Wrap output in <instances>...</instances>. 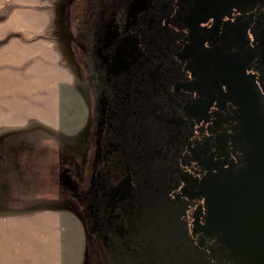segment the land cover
Wrapping results in <instances>:
<instances>
[{
    "label": "flooded vegetation",
    "instance_id": "1",
    "mask_svg": "<svg viewBox=\"0 0 264 264\" xmlns=\"http://www.w3.org/2000/svg\"><path fill=\"white\" fill-rule=\"evenodd\" d=\"M64 2L88 115L49 135L45 201L94 243L85 264H264V0Z\"/></svg>",
    "mask_w": 264,
    "mask_h": 264
},
{
    "label": "crops",
    "instance_id": "2",
    "mask_svg": "<svg viewBox=\"0 0 264 264\" xmlns=\"http://www.w3.org/2000/svg\"><path fill=\"white\" fill-rule=\"evenodd\" d=\"M64 4L0 0V208H13L0 211V264L80 262L78 224L69 212L44 205L14 209L35 206L24 201V191L34 184L28 178L34 160L41 159L36 164L48 171L42 152L55 141L49 135L70 136L83 124L66 126L61 112L62 94L73 93V75L58 36Z\"/></svg>",
    "mask_w": 264,
    "mask_h": 264
},
{
    "label": "rangeland",
    "instance_id": "3",
    "mask_svg": "<svg viewBox=\"0 0 264 264\" xmlns=\"http://www.w3.org/2000/svg\"><path fill=\"white\" fill-rule=\"evenodd\" d=\"M98 1H100V0H98ZM58 36H59V38H62V31L58 32ZM54 37H57V32L56 33L54 32ZM62 51H63V48H62ZM70 94L71 95H69V96L66 95L65 93H64V95L62 94L63 100H62L61 112L63 110L65 112V115H66V121L65 122H67L66 126L71 127L73 122H77V123L80 122L81 124L82 123L83 124L80 126L79 130L74 132L76 134H72L70 136L67 134V135H64V137H66V138H70V137L74 138L75 137L76 138L77 136H81V134H82L81 132H83V130L85 128L84 126H85V122L87 120L88 112H87V108H86L84 102H82L81 98H79V96L76 93L74 94V92L70 93ZM71 131L72 130H69L68 133ZM53 147H54V149L56 148V150H57V144L55 143V141H52V142L50 141V149H52ZM50 156L51 155L42 157L43 166H44V163H47L48 166L50 165V163L52 162V158ZM40 161H41V159H37V160L33 161V165H32L33 169L31 171L34 174L29 175L28 178H30L31 181H34V184L28 186L29 190L24 191L25 197H23L24 199H26L24 201H26L27 203H33V204H35V206H32V207L31 206H29V207L17 206L14 208L15 211H17V212H25L27 210L30 211V210L36 209L35 207H40L41 205L56 208L62 212L64 211V210H62V207H58L59 205L47 204V202L45 201V200H53V199H56L57 201H59V200H58V197L56 194V191H57L56 186L57 185L53 184V183H55L54 180L50 179V173L47 172L46 167H44L42 169V167L40 168L39 164H36V163H39ZM54 162H56V161H54ZM36 173H38V176H36L37 179H35L36 177H34ZM34 188H36V190H34ZM12 209L13 208H8V209L0 208V211H12ZM70 211H67V212H69L77 222V218L73 215V212L71 213ZM77 224H78V230H79L78 235L80 237L79 243H81V244H79L80 250H81V257H80L79 264H85L86 260H87V254H88V252L90 253V249L92 247V245H91L92 240L90 238H89V241L85 239V236L83 234V231L81 229L79 221L77 222ZM74 238H75V236L72 237V239L70 241L71 244H72V242L75 241V240H73ZM94 246L95 245H93V247ZM83 257H84V260H83ZM88 258H90V257L88 256ZM116 262L121 263V260L116 259ZM108 264H111V263L108 262Z\"/></svg>",
    "mask_w": 264,
    "mask_h": 264
},
{
    "label": "water",
    "instance_id": "4",
    "mask_svg": "<svg viewBox=\"0 0 264 264\" xmlns=\"http://www.w3.org/2000/svg\"><path fill=\"white\" fill-rule=\"evenodd\" d=\"M65 55V54H64Z\"/></svg>",
    "mask_w": 264,
    "mask_h": 264
}]
</instances>
